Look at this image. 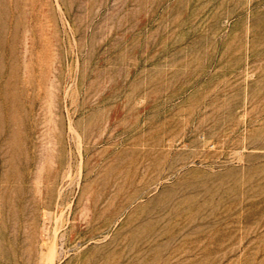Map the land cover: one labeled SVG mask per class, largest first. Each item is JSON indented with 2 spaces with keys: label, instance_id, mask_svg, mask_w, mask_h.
Segmentation results:
<instances>
[{
  "label": "rangeland",
  "instance_id": "obj_1",
  "mask_svg": "<svg viewBox=\"0 0 264 264\" xmlns=\"http://www.w3.org/2000/svg\"><path fill=\"white\" fill-rule=\"evenodd\" d=\"M0 264H264V0H0Z\"/></svg>",
  "mask_w": 264,
  "mask_h": 264
}]
</instances>
